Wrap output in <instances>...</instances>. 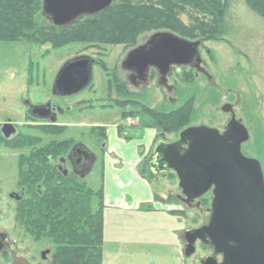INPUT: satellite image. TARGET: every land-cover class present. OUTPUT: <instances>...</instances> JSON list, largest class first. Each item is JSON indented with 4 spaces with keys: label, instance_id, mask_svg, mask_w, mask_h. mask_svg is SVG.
Here are the masks:
<instances>
[{
    "label": "rangeland",
    "instance_id": "rangeland-1",
    "mask_svg": "<svg viewBox=\"0 0 264 264\" xmlns=\"http://www.w3.org/2000/svg\"><path fill=\"white\" fill-rule=\"evenodd\" d=\"M113 1V7L119 8L103 18L100 23H104V26L114 24L117 17L122 16L121 12L124 9L127 12L125 15L131 18L140 17L145 16L144 13L141 14L142 11L138 13L141 6L154 5L156 10L162 11L165 6L169 7L168 1L176 5L167 8L169 12L164 11L166 15H171L168 19L171 27H143L136 31L134 37L128 35L115 38L121 41L118 44L97 42L103 36L93 35L91 32L86 35L92 41L71 43L58 49L50 43L39 45L31 41H0V122L11 118L25 136L6 148L0 147V158L5 159L8 164L0 172V179L3 180V184H0V234L8 235L11 245L7 252L0 255V264H20V260L30 262L33 258L35 264H63L64 257L56 258L58 244L55 239L44 232L35 235V200L40 184L31 182L28 185V201L25 204L18 206L9 198L10 192L20 195L22 191L18 177L20 173L12 166L20 155L46 151L53 145L66 142L70 143L71 147L82 143L95 155L96 163L86 178L81 180L94 192H98L103 185L106 152L104 147L109 143L107 136L103 134L104 130L101 129L103 127L107 131L116 126L119 133L127 137V141L136 146L141 145L139 151L146 153L142 166L143 175L152 183L154 190L163 196L161 199L165 198V201H161L162 205L172 211L175 210L181 216L178 217L180 223L168 220L169 218L165 221L168 214L164 216L151 214L145 220L144 228L155 229L151 235H146L143 241L147 242L148 246L145 247L152 255L160 252L165 257L166 249L170 258L174 246L178 244V235L182 228L184 230L180 235V242L185 253L187 245L184 241L185 232L202 228L209 220L211 193L201 200L189 202L183 196L176 176H154L148 160L159 141L177 142L179 134L186 128L200 127L202 124L223 128L228 115L223 112L222 107L227 104L234 105L238 96L243 98L239 73L243 48L250 45L251 52L256 50L264 53V17L249 7L248 0ZM28 4L34 13V22L38 25L48 23L49 18L43 16V0H30ZM102 27L103 25L95 24L92 31L105 30V28L101 30ZM164 32L190 42H203V50L200 53L207 60L209 58L206 50L211 51V55L214 56L212 58L214 61H208V65L213 82L218 88L211 87L201 78L195 83L182 84L172 76L168 79V84L174 85L175 91L168 93L165 88L158 86L160 80L157 75H152L149 86L144 90L134 88L128 83L127 71L122 68L128 54L144 45L154 34ZM227 43H231L233 48ZM80 56H88L98 61L93 68L92 84L75 96L56 97L53 93L56 77L67 62ZM244 95L247 103L243 104L244 109L241 105L237 106L236 111L239 118L244 120L246 118L245 122L253 129V135L243 150L245 154L258 159L264 171V109L252 103L250 90L247 89ZM22 98L31 99L35 106L49 101L59 104L64 111L58 116L59 122L71 126L54 130L52 127L44 126V121L37 119L35 125H31L30 121L24 119L25 110L20 103ZM119 102L123 105H119ZM135 102L140 104L134 106ZM187 103L191 113L189 120L176 132L172 130L179 129L178 127L172 126L170 132L155 128L153 119L144 112V107H147L159 113H171ZM178 122L180 123V120ZM161 123L164 128H168ZM23 124L25 126H22ZM154 137L153 143L149 144ZM111 145L112 143L110 147ZM98 204L99 199L96 197L92 201L93 211H98ZM112 220L114 219L108 218L107 236L108 239L112 237L115 241L122 228L116 227L115 224L113 226L115 222ZM134 249L135 247L132 251ZM209 255H212L209 249L198 242L195 253L185 258V264H201ZM67 263L85 264L81 258L78 260L68 258ZM131 264L140 262L137 258L132 260Z\"/></svg>",
    "mask_w": 264,
    "mask_h": 264
},
{
    "label": "water",
    "instance_id": "water-1",
    "mask_svg": "<svg viewBox=\"0 0 264 264\" xmlns=\"http://www.w3.org/2000/svg\"><path fill=\"white\" fill-rule=\"evenodd\" d=\"M113 0H43V16L56 27H66L83 17L101 14L113 6ZM200 42H190L172 33H157L147 45L131 51L122 64L126 71L136 69L144 76L150 68L159 72V86L172 92L168 75L172 66H186L199 57ZM98 61L88 56L76 57L59 72L53 86L58 97H72L93 82V68ZM35 119L57 123L51 104L34 107ZM223 111L228 110L223 108ZM63 114L62 109L59 110ZM249 133L235 116L226 133L206 126L189 127L174 143L159 141L148 163L151 173L175 175L179 188L189 202L212 194L209 222L185 232V256L195 253L199 240L213 255L201 264H264V171L259 160L246 157L243 144ZM95 155L84 144H77L69 161L91 162L81 179L91 172ZM93 159V161H92ZM5 235L0 234V255L5 250ZM222 257V261L217 260Z\"/></svg>",
    "mask_w": 264,
    "mask_h": 264
},
{
    "label": "trees",
    "instance_id": "trees-1",
    "mask_svg": "<svg viewBox=\"0 0 264 264\" xmlns=\"http://www.w3.org/2000/svg\"><path fill=\"white\" fill-rule=\"evenodd\" d=\"M29 1L0 0V41H31L39 45L50 43L58 49L71 43L90 42L92 40L88 39L86 34L93 32V35L103 36L97 42L118 44L121 41L115 38L128 35L134 37L136 31L143 27L170 28L168 19L171 15L168 16L165 12H169L167 8L176 7L174 2L168 1L169 7L165 6L162 11L156 10L154 5H143L138 9V13L142 11L141 14L144 13L145 16L132 18L125 15L127 12L124 9L121 12L122 16L117 17L114 24L104 26V23H100L103 18L119 8L112 6L99 15L80 18L66 27H56L50 19L43 25L34 22V13L29 8ZM126 2L129 1L126 0ZM247 4L264 17V0H248ZM95 24L103 25L101 30L104 28L105 30L92 31ZM116 85L118 86V83ZM118 104L123 105L120 102ZM133 104L136 106L140 103ZM188 107L187 103L181 109L171 113H159L144 107V112L153 119L155 128L170 132L172 126L178 127L179 129L172 130L176 132L189 120L191 113ZM161 122L168 128H164ZM48 127L51 128V126ZM52 129L58 128L52 127ZM101 129L104 130L103 134L106 137V128ZM71 148L70 143L66 142L53 145L46 151L55 150L58 157L67 154ZM42 157L41 154H35V160ZM35 183L40 184L35 200V235L38 236L40 232H44L55 239L58 244L56 258L64 257L63 264H68V258L74 260L81 258L85 264H102L104 244L102 191L94 192L75 174L64 176L49 168L47 163L40 161L35 162ZM96 197L99 199V209L95 212L92 210V201Z\"/></svg>",
    "mask_w": 264,
    "mask_h": 264
},
{
    "label": "crops",
    "instance_id": "crops-1",
    "mask_svg": "<svg viewBox=\"0 0 264 264\" xmlns=\"http://www.w3.org/2000/svg\"><path fill=\"white\" fill-rule=\"evenodd\" d=\"M151 131L154 134L153 130ZM154 140L155 137L149 144ZM107 142L109 143L104 153V177L101 189L104 206L102 264H131V261L137 258L140 264H185L186 256L180 242L183 228L180 230L178 244L175 243L170 258L166 249L165 257L160 252L152 255L145 247L148 246L147 242H143L144 237L151 235L155 230L151 227L147 229L143 227H146L144 222L151 214L163 216L168 214L165 221L169 218L168 220H176L175 223H180L178 217L181 216L175 210L172 211L162 205L161 201H165V198L161 199L163 196L154 190L152 183L143 175L142 166L146 153L139 151L141 145L136 146L131 141H127V137L121 135L116 126L107 129ZM111 143L113 146L110 147ZM108 218L114 219L113 226L115 224L116 227L122 228L115 241L112 237L108 239L107 236ZM133 247L135 249L132 251Z\"/></svg>",
    "mask_w": 264,
    "mask_h": 264
},
{
    "label": "flooded vegetation",
    "instance_id": "flooded-vegetation-1",
    "mask_svg": "<svg viewBox=\"0 0 264 264\" xmlns=\"http://www.w3.org/2000/svg\"><path fill=\"white\" fill-rule=\"evenodd\" d=\"M148 41H146V43L144 45H147ZM199 42H200L199 57L196 58L189 65L172 66L170 73L168 75V79L170 77L172 78V76H173L176 78V80L178 82H180L182 84H186L188 82H192V83L198 82V80H200V78H201L202 80L207 81L211 87L218 88L217 84L213 82V76L210 74V71H209L210 68L208 65V61L209 62L214 61L212 59V58H214V56L211 55V51L206 50V54H207L209 60L203 58L201 53H200V51L203 50V42L202 41H199ZM227 44L232 47L231 43H227ZM240 58H241V61L239 64V73H240V80L242 82L241 92H242L243 98L242 97L239 98V96H238V97H236L237 99L234 102L235 103L234 105L227 104V105L222 107V110L225 107L228 110L227 112L223 111L228 115V119H227L226 123L224 124L223 128L215 127L213 125H210V127H209V126H206L203 124L200 126H206L208 128L218 130L220 132V134L223 135L224 133H226L227 128L229 126V123L231 122V120L235 116L237 121L245 127V129L249 133V137H252V135H253L252 130L253 129L249 128L247 126V124L245 122L246 118H245V120L243 118H239L238 113L236 111V108L239 105H241L243 108V104L247 103L246 96L244 94H245V91L248 89V90H250V93H251V96L253 99L252 103L258 104V106H262L261 109H264V53H262L261 51H256V50H254V52H251V47H250V45H248V47L243 48V52L241 53ZM232 72H234V71L232 70ZM126 75H127L128 80H129L128 83H130V85H132L134 88H140L143 90L149 86L150 79H151L152 75H157L158 78L160 76L159 72L155 68H150L144 76H142V74L139 73V71L136 69L127 71ZM188 77H191V79H187ZM168 86L171 87V89H172L171 93H174L175 86L174 85L170 86L169 84H168ZM166 91L168 92L167 89H166ZM230 91H232V90H229V92ZM56 97H58V96H56ZM63 98H69V97H63ZM20 103L25 110L24 119H27L28 121H30L31 125H35V114H34L35 113V109H34L35 104L31 101V99H28V98H26V99L22 98ZM46 104H51L52 111L57 113V119H58V116L61 115L59 113V110L61 109L59 104H57V103L55 104V103L49 101V102L43 103L41 105H46ZM245 114H247V112H245ZM44 122H45L44 126L55 127L56 129L57 128L58 129H66V128L71 126L69 124L60 123L59 119L57 120V123H55V124H49L48 121H44ZM22 126H25V125L23 124ZM263 131H264V123H263ZM22 137H25V136L19 131L17 124L14 123L11 118H7L4 121L0 122V147L6 148L8 145H12L16 141L18 142ZM249 141L247 143H249ZM247 143L243 144L242 152L246 157L253 158L252 156H249V155L244 153L243 147ZM79 144H82V143H79ZM73 147L71 148V150L73 149ZM106 147H107V145L104 147V149H106ZM71 150L67 154L61 155L58 157H57V151H55V150L42 151V152H36V153L34 151L33 153H29L27 155H20L18 157L19 159L15 163H13L12 167L15 168L14 169L15 171H18V173H20V176H18V177L20 178V181H21L20 183L22 184V186H21L22 191H21L20 195H17L14 192H10L8 195L9 198L12 201H15L18 206H20L21 204H25L28 201L27 200V198H28V194H27L28 185H30L31 182H35V154L36 155L41 154L43 156L42 158H40L36 161H40L41 163H47L49 168L56 170L58 173H60L64 176H68L69 174L72 173V174H75L76 176L80 177V174H82L86 169H88V167L90 166L89 164L91 162L80 163V164L75 163L73 165L69 161V154H70ZM253 159H256V158H253ZM92 161H93V159H92ZM95 163H96V158H95ZM7 165H8L7 161L5 159L0 158V172L2 171L3 167H5ZM93 166H92V168H93ZM0 184H3V180H1V179H0ZM39 188H40V186H39ZM182 201H185V200L182 199ZM210 217H211V214H210ZM210 217H209V220H210ZM209 220H208V222H209ZM2 235H5L6 237H5V250L1 254L7 252L11 248L8 235H6V234H2ZM184 241L186 242L185 237H184ZM198 242H200V241L198 240L194 246H196V244ZM186 247H187V245H186ZM209 252H210V254L213 255V253L210 250H209ZM219 258H221L220 261H219ZM217 260L219 262H221L222 257H218ZM19 263L20 264H35V258H33V260L30 262L20 260Z\"/></svg>",
    "mask_w": 264,
    "mask_h": 264
}]
</instances>
